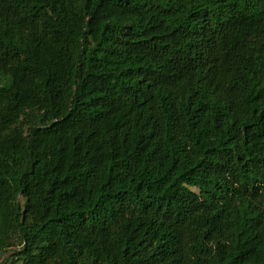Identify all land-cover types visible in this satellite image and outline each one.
Here are the masks:
<instances>
[{
    "label": "trees",
    "instance_id": "1",
    "mask_svg": "<svg viewBox=\"0 0 264 264\" xmlns=\"http://www.w3.org/2000/svg\"><path fill=\"white\" fill-rule=\"evenodd\" d=\"M0 264H264V0H0Z\"/></svg>",
    "mask_w": 264,
    "mask_h": 264
},
{
    "label": "rangeland",
    "instance_id": "2",
    "mask_svg": "<svg viewBox=\"0 0 264 264\" xmlns=\"http://www.w3.org/2000/svg\"><path fill=\"white\" fill-rule=\"evenodd\" d=\"M12 253V250H9L6 255H10Z\"/></svg>",
    "mask_w": 264,
    "mask_h": 264
}]
</instances>
